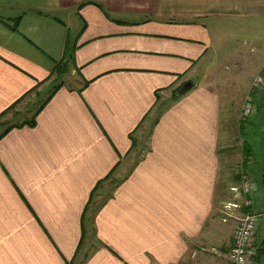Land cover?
<instances>
[{
    "label": "crops",
    "instance_id": "0c3cea01",
    "mask_svg": "<svg viewBox=\"0 0 264 264\" xmlns=\"http://www.w3.org/2000/svg\"><path fill=\"white\" fill-rule=\"evenodd\" d=\"M260 15L264 0H0V121L24 116L0 140V264H225L248 211L264 264L262 47L243 99L219 84Z\"/></svg>",
    "mask_w": 264,
    "mask_h": 264
},
{
    "label": "rangeland",
    "instance_id": "374dc122",
    "mask_svg": "<svg viewBox=\"0 0 264 264\" xmlns=\"http://www.w3.org/2000/svg\"><path fill=\"white\" fill-rule=\"evenodd\" d=\"M256 23L259 28L258 29H253L252 34H250V38L252 37V39L250 40H245L248 39L247 37H241L239 38L238 41L239 45L237 48H239V50H241L242 55L244 57L239 58L240 60H236L238 63H240V66L242 67L240 70L238 68V66H236L235 64L233 65H229L227 70H222L219 71V84H222L223 82L226 84V91L227 94L230 95V97L234 98V100H241L243 99V97L245 96V93L248 89V84L251 83L250 78L252 77V71H248V63H246V58H250V53L249 51L251 49H253L252 47L254 46V48L256 47H262L261 49L264 50V15H260V18L254 22ZM249 34H242V36H247ZM252 40V41H251ZM217 42H219V39L216 40ZM246 41V42H244ZM252 42V43H251ZM254 43V44H253ZM238 57V56H237ZM235 59H238V58ZM241 57V56H240ZM255 73V72H254ZM248 74L249 76H251L248 79ZM247 78V79H246ZM221 81V82H220ZM58 84V83H56ZM55 85H53L50 89L51 91L53 90ZM223 87V86H221ZM221 91H223L222 88H220ZM264 95V87L263 89H261ZM222 93V92H221ZM43 95H40L39 93H37V99L35 101V103L31 106H29V108H24V106L26 105L25 103L22 106V111L27 109V114L26 117L27 118H32L34 116V114L39 110V108L41 107V105L44 103V101L46 100V98L48 97V95L50 94V92L46 91L44 93H42ZM254 97L257 98V105H259V116H258V120H256L254 123L256 129L254 132H256L254 134V132L251 134L249 133V138L251 139L252 142L255 143V146H257L256 148L259 147V149L261 148V151L264 149V100L260 101L259 100V96L257 97L256 94H254ZM257 110L256 107V103H255V112ZM24 113V112H23ZM12 116H8V119H5V121H0V134L4 131L5 128H9L10 126H12V124L17 123V122H21L23 120L24 116H19V117H14L13 113H11ZM10 117H12L11 119H9ZM252 119H249L246 123H245V130L249 129V127L252 124ZM259 131V132H258ZM260 155V154H259ZM112 187V184L108 183V185L105 186L104 190H102L103 194H107L108 190Z\"/></svg>",
    "mask_w": 264,
    "mask_h": 264
},
{
    "label": "built area",
    "instance_id": "2783aa9c",
    "mask_svg": "<svg viewBox=\"0 0 264 264\" xmlns=\"http://www.w3.org/2000/svg\"><path fill=\"white\" fill-rule=\"evenodd\" d=\"M262 85V80L257 79L254 87ZM255 113V102L253 97L248 96L245 100L242 110V118L244 120L250 119ZM237 191V189H235ZM255 191L253 182L248 181L245 177L242 184V192L245 195H250ZM251 207L252 202L246 204ZM236 207V206H232ZM260 227V217L252 211H248L241 219L233 234V245L226 257L225 264H251V246L254 236ZM195 254L193 255V257Z\"/></svg>",
    "mask_w": 264,
    "mask_h": 264
},
{
    "label": "trees",
    "instance_id": "16d2710c",
    "mask_svg": "<svg viewBox=\"0 0 264 264\" xmlns=\"http://www.w3.org/2000/svg\"><path fill=\"white\" fill-rule=\"evenodd\" d=\"M62 65H65V66H67L66 65V63H63ZM61 65V66H62ZM61 66H59V70H57V74L58 75H62V74H65L66 72H67V70L68 69H65L66 71H62V70H60V68H61ZM67 68V67H66ZM65 84H64V82H59L57 85H55L54 86V88H53V90L51 91V93H50V97H52L62 86H64ZM48 100H49V98L41 105V107L39 108V110L34 114V116L31 118V120L28 122V124L30 125V126H34L35 125V120H36V117H37V115L39 114V112L43 109V107L45 106V104L48 102ZM5 113H7V112H5ZM2 116H0V118H1ZM12 128V126H10L9 128H6L5 130H4V132L2 133V134H0V140L9 132V130ZM102 183L103 182H100L98 185H97V187H96V189H95V191H97L99 188H100V186L102 185ZM257 253H264V243H263V245L259 248V250H258V252Z\"/></svg>",
    "mask_w": 264,
    "mask_h": 264
},
{
    "label": "water",
    "instance_id": "95a60500",
    "mask_svg": "<svg viewBox=\"0 0 264 264\" xmlns=\"http://www.w3.org/2000/svg\"><path fill=\"white\" fill-rule=\"evenodd\" d=\"M192 84H186L178 93L177 96H181L183 93L191 88Z\"/></svg>",
    "mask_w": 264,
    "mask_h": 264
}]
</instances>
